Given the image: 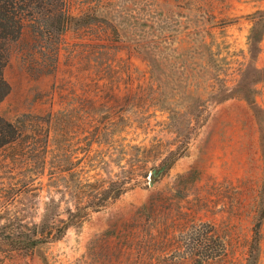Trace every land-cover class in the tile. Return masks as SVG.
Returning a JSON list of instances; mask_svg holds the SVG:
<instances>
[{"label":"rangeland","instance_id":"374dc122","mask_svg":"<svg viewBox=\"0 0 264 264\" xmlns=\"http://www.w3.org/2000/svg\"><path fill=\"white\" fill-rule=\"evenodd\" d=\"M67 1L57 59L27 24L4 69L0 115L20 137L0 149V239L73 205L90 180L135 185L60 240L3 244L0 264H201L215 240L211 264H244L258 223L264 264V35L256 58L249 45L264 0ZM244 83L253 102L215 103Z\"/></svg>","mask_w":264,"mask_h":264},{"label":"trees","instance_id":"16d2710c","mask_svg":"<svg viewBox=\"0 0 264 264\" xmlns=\"http://www.w3.org/2000/svg\"><path fill=\"white\" fill-rule=\"evenodd\" d=\"M73 15L69 11L67 0H0V103L10 93L11 86L4 77V69L9 61L12 47L17 43L28 24L35 44L43 53L46 49L54 51V59H57L59 46L64 34L69 30L73 22ZM252 28L249 36L250 51L256 58L261 52V41L264 35V9H259L251 15ZM45 43V45H44ZM257 70L254 67L252 70ZM241 88H222L215 95V103L223 102L242 91L244 97L254 101L251 88L248 83L240 84ZM236 89V90H235ZM242 89V90H240ZM20 137L17 125L0 115V149L12 143ZM188 144L170 151L161 163L154 168L153 182L160 181L172 168L174 163L188 152ZM128 176L117 179H96L86 184L85 190L72 193V204L62 209L60 202L56 210L51 211L49 207L40 223L33 226L22 225L18 230L9 231L7 238L0 239L2 245L11 249L32 251L42 245L60 240L71 227H80L88 217L95 212L107 208L115 202L135 183ZM54 215V216H53ZM56 219L54 222L52 221ZM260 224L255 226L254 237L244 264H259L260 259ZM200 236H203L200 235ZM207 237L199 238V247L206 249L209 245ZM215 248H219L217 254H198L201 264H211L214 259L219 258L224 252L222 240H215Z\"/></svg>","mask_w":264,"mask_h":264},{"label":"water","instance_id":"95a60500","mask_svg":"<svg viewBox=\"0 0 264 264\" xmlns=\"http://www.w3.org/2000/svg\"><path fill=\"white\" fill-rule=\"evenodd\" d=\"M151 181L153 182V179H154V174H151V177H150Z\"/></svg>","mask_w":264,"mask_h":264}]
</instances>
